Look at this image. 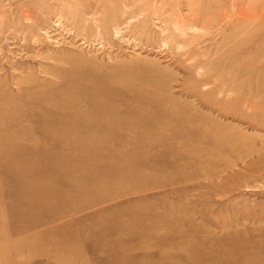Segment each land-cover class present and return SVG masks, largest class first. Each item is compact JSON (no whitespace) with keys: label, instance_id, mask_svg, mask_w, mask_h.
<instances>
[{"label":"rangeland","instance_id":"rangeland-1","mask_svg":"<svg viewBox=\"0 0 264 264\" xmlns=\"http://www.w3.org/2000/svg\"><path fill=\"white\" fill-rule=\"evenodd\" d=\"M0 264H264V0H0Z\"/></svg>","mask_w":264,"mask_h":264},{"label":"bare ground","instance_id":"bare-ground-1","mask_svg":"<svg viewBox=\"0 0 264 264\" xmlns=\"http://www.w3.org/2000/svg\"><path fill=\"white\" fill-rule=\"evenodd\" d=\"M193 28H195L194 25H193Z\"/></svg>","mask_w":264,"mask_h":264}]
</instances>
